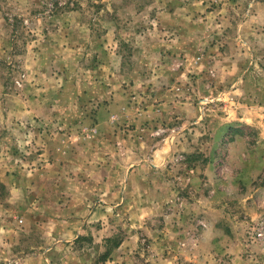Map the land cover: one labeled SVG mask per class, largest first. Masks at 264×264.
Returning <instances> with one entry per match:
<instances>
[{
  "label": "rangeland",
  "instance_id": "374dc122",
  "mask_svg": "<svg viewBox=\"0 0 264 264\" xmlns=\"http://www.w3.org/2000/svg\"><path fill=\"white\" fill-rule=\"evenodd\" d=\"M1 48L0 264H264V0H0Z\"/></svg>",
  "mask_w": 264,
  "mask_h": 264
},
{
  "label": "trees",
  "instance_id": "16d2710c",
  "mask_svg": "<svg viewBox=\"0 0 264 264\" xmlns=\"http://www.w3.org/2000/svg\"><path fill=\"white\" fill-rule=\"evenodd\" d=\"M83 240H87V237L80 235V236H78V238L76 239V242H81V241H83ZM106 241H107L108 243L111 242V243L113 244L114 247H118V246L121 244V240L117 239L116 237H108V238H106ZM110 254H111L110 250H107L105 253H103V254L101 255V259H102L103 261H106V260L109 258Z\"/></svg>",
  "mask_w": 264,
  "mask_h": 264
},
{
  "label": "crops",
  "instance_id": "0c3cea01",
  "mask_svg": "<svg viewBox=\"0 0 264 264\" xmlns=\"http://www.w3.org/2000/svg\"><path fill=\"white\" fill-rule=\"evenodd\" d=\"M0 51H5L3 48H1ZM0 91L2 92V94L4 95L5 93L3 92V89H0ZM6 95V94H5ZM4 100V99H3ZM4 104L2 100H0V110H1V105ZM159 151V150H158ZM161 152V151H160ZM160 155V153L158 154Z\"/></svg>",
  "mask_w": 264,
  "mask_h": 264
}]
</instances>
